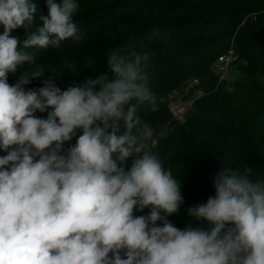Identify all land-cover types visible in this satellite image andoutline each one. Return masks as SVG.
<instances>
[{"label":"clouds","instance_id":"9594fccd","mask_svg":"<svg viewBox=\"0 0 264 264\" xmlns=\"http://www.w3.org/2000/svg\"><path fill=\"white\" fill-rule=\"evenodd\" d=\"M46 7L42 26L21 40L13 33L33 22L35 5L0 0V264H264V178L225 165L215 195L176 227L181 180L150 151L154 130L140 114L158 107L155 54L114 47L108 72L61 89L41 78L65 70L46 71L29 50L84 41L79 3ZM161 38L157 28L147 35ZM66 69L76 75L75 63ZM37 79L43 86L27 87Z\"/></svg>","mask_w":264,"mask_h":264},{"label":"trees","instance_id":"16d2710c","mask_svg":"<svg viewBox=\"0 0 264 264\" xmlns=\"http://www.w3.org/2000/svg\"><path fill=\"white\" fill-rule=\"evenodd\" d=\"M29 2L35 5L33 22L13 33L21 40L37 32L43 23L41 15H47L48 11L46 0ZM78 3L74 20L83 29L84 41L77 44L68 40L59 49L29 50L46 71L65 70L60 75L46 73L41 79L51 77L61 89L86 78L94 79L108 72L105 53L120 45L155 54L151 61L154 73L151 86L158 107L154 111L145 108L140 114L154 130L150 151L158 154L181 180L184 205L179 214L169 217L176 227L183 229L191 222L188 207L206 203L215 195L213 178L225 165L251 166L254 174L264 178V0H78ZM153 28L160 30L162 38L149 43L147 35ZM231 47L239 55L232 85L228 87L226 82L216 87L217 76L211 65ZM90 58L94 64L87 67ZM68 63H75L76 75L66 69ZM191 78L199 79V87L205 93L195 101L185 122H175L173 130L158 136L162 126L173 120L165 101L167 94ZM41 79L33 80L27 87L43 86ZM9 83H15L12 74ZM36 115L46 117V113ZM74 143L75 138L65 147ZM131 163L130 158L126 169ZM199 226L207 227L204 223Z\"/></svg>","mask_w":264,"mask_h":264},{"label":"built area","instance_id":"2783aa9c","mask_svg":"<svg viewBox=\"0 0 264 264\" xmlns=\"http://www.w3.org/2000/svg\"><path fill=\"white\" fill-rule=\"evenodd\" d=\"M237 61H239V55L233 47L220 54L213 61L211 67L217 76L216 87L229 82ZM199 85L200 81L198 78H191L167 94L165 101L173 119L177 121L186 120V116L193 108L195 101L205 93Z\"/></svg>","mask_w":264,"mask_h":264},{"label":"rangeland","instance_id":"374dc122","mask_svg":"<svg viewBox=\"0 0 264 264\" xmlns=\"http://www.w3.org/2000/svg\"><path fill=\"white\" fill-rule=\"evenodd\" d=\"M233 78H231L229 80V84L227 85L228 87H231V81H232ZM173 119V118H172ZM186 121V120H185ZM185 121H177L175 119H173L172 121H169L168 123H166L165 125L162 126L161 130L159 131L158 133V136H164L166 135L169 131L173 130L176 123L175 122H179V123H183ZM156 139L154 140V143H156Z\"/></svg>","mask_w":264,"mask_h":264}]
</instances>
